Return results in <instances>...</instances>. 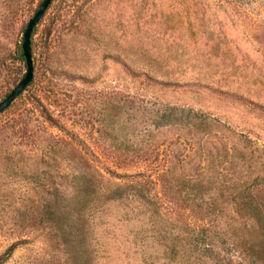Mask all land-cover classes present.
Listing matches in <instances>:
<instances>
[{
	"label": "rangeland",
	"instance_id": "374dc122",
	"mask_svg": "<svg viewBox=\"0 0 264 264\" xmlns=\"http://www.w3.org/2000/svg\"><path fill=\"white\" fill-rule=\"evenodd\" d=\"M42 2L0 0V103L26 74L18 53ZM31 51L32 84L0 114V256L16 248L3 264H64L55 238L43 246L27 235L36 196L73 194L75 162L62 140L118 182L153 176L167 212L196 213L187 200L199 196L236 199L239 184L264 206V0H54ZM36 99L64 133L37 121ZM162 108L193 111L199 129L154 133L151 117ZM40 128L54 138L42 133L34 143L31 132ZM26 151L41 160L38 188ZM255 202L247 211L257 217ZM136 212L111 204L95 217V264H171L167 253L145 257L147 224Z\"/></svg>",
	"mask_w": 264,
	"mask_h": 264
},
{
	"label": "trees",
	"instance_id": "16d2710c",
	"mask_svg": "<svg viewBox=\"0 0 264 264\" xmlns=\"http://www.w3.org/2000/svg\"><path fill=\"white\" fill-rule=\"evenodd\" d=\"M18 57L25 65L22 49ZM25 91L18 98L22 97ZM35 105L38 122L41 121L59 132H65L63 126L40 100L36 99ZM31 114L35 115V112L30 111L29 115ZM141 115L143 118L144 109ZM198 120L193 111L162 108L152 115L151 129L154 133L173 127L198 130ZM42 133L54 138L52 134L40 128L31 132L32 141L40 145ZM56 143L69 146L73 153L76 171L74 174L71 172L75 183L73 194H61L56 190L52 198L42 199L36 196L31 205V208L34 207V215L31 217V228L27 235L32 240L41 242L43 246L48 236L55 238L62 249L64 264H95L98 254L93 244V220L95 217H102L109 205L118 207L126 203L130 205L131 210L140 212L137 219L146 221L147 230L144 231L142 244L145 245L143 251L147 259L151 257V253L158 259H163L167 253L172 256L171 264H264V206L248 196V187L245 184L237 185L236 199H216L211 203L199 196L187 200L190 208L197 209L196 213L175 214L164 209L167 203L160 198L157 192L158 180H154L153 176L138 173L120 178L132 179L131 181L118 182V178L106 177L80 145L66 140ZM157 150L158 148L154 147L140 157L142 160L150 158ZM21 154L29 160L28 174L31 178L34 177L35 181L31 184L38 188L43 173V168L39 165L41 160L31 151ZM86 193L88 195H85ZM253 202L255 207L260 209V218L247 211ZM217 206H232L236 211L224 215L222 210L220 213L215 211ZM59 215H64L69 220L68 224L59 227ZM39 216L48 217L50 225L53 224L54 227H42V218L36 221ZM135 245L132 244L133 247H136ZM15 249V244L10 246L6 253L0 256V263L3 264L5 259H9Z\"/></svg>",
	"mask_w": 264,
	"mask_h": 264
},
{
	"label": "water",
	"instance_id": "95a60500",
	"mask_svg": "<svg viewBox=\"0 0 264 264\" xmlns=\"http://www.w3.org/2000/svg\"><path fill=\"white\" fill-rule=\"evenodd\" d=\"M52 2L53 0H43L39 9L26 26L21 44L22 54L25 60L26 74L21 82L0 103V114L11 106V104L26 90L33 80L34 67L31 51V38L34 29L45 16Z\"/></svg>",
	"mask_w": 264,
	"mask_h": 264
}]
</instances>
